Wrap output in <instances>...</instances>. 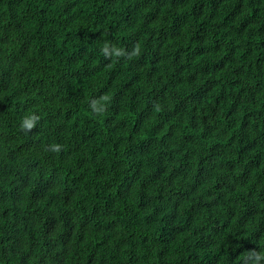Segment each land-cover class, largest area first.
Masks as SVG:
<instances>
[{
    "label": "trees",
    "instance_id": "obj_1",
    "mask_svg": "<svg viewBox=\"0 0 264 264\" xmlns=\"http://www.w3.org/2000/svg\"><path fill=\"white\" fill-rule=\"evenodd\" d=\"M0 264H264V0H0Z\"/></svg>",
    "mask_w": 264,
    "mask_h": 264
},
{
    "label": "clouds",
    "instance_id": "obj_2",
    "mask_svg": "<svg viewBox=\"0 0 264 264\" xmlns=\"http://www.w3.org/2000/svg\"><path fill=\"white\" fill-rule=\"evenodd\" d=\"M101 51L103 52V54L105 55V57H108L109 55H114V56H122V55H128L127 53L124 52L123 49L117 47L116 45H110L108 42H105L103 44V46L101 47ZM132 55H135V53L133 52L132 54H130L129 58H131ZM91 107L93 108L94 111L97 112H102L104 110V106L101 105L100 107H97V103L96 101H92ZM38 117H36L35 115H30L27 117L22 118L21 122H20V127L22 129H31L33 127V125L35 124V122L37 121ZM53 150H59L60 145L58 144H53L52 146ZM260 256H257V261L260 259Z\"/></svg>",
    "mask_w": 264,
    "mask_h": 264
}]
</instances>
